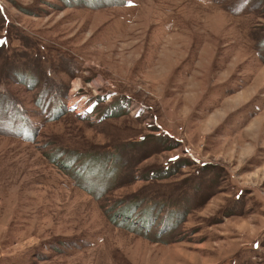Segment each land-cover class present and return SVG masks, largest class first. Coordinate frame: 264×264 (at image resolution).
I'll use <instances>...</instances> for the list:
<instances>
[{
  "label": "rangeland",
  "instance_id": "rangeland-1",
  "mask_svg": "<svg viewBox=\"0 0 264 264\" xmlns=\"http://www.w3.org/2000/svg\"><path fill=\"white\" fill-rule=\"evenodd\" d=\"M0 264H264V0H0Z\"/></svg>",
  "mask_w": 264,
  "mask_h": 264
},
{
  "label": "trees",
  "instance_id": "trees-1",
  "mask_svg": "<svg viewBox=\"0 0 264 264\" xmlns=\"http://www.w3.org/2000/svg\"><path fill=\"white\" fill-rule=\"evenodd\" d=\"M56 113H59V112H56Z\"/></svg>",
  "mask_w": 264,
  "mask_h": 264
}]
</instances>
